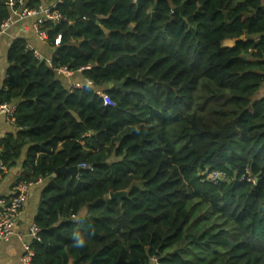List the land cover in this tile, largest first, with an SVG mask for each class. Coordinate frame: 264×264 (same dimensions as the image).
<instances>
[{"label": "trees", "instance_id": "trees-1", "mask_svg": "<svg viewBox=\"0 0 264 264\" xmlns=\"http://www.w3.org/2000/svg\"><path fill=\"white\" fill-rule=\"evenodd\" d=\"M74 1L44 26L52 66L17 40L0 94V159L46 182L32 264H264V0H81L96 22Z\"/></svg>", "mask_w": 264, "mask_h": 264}, {"label": "built area", "instance_id": "built-area-1", "mask_svg": "<svg viewBox=\"0 0 264 264\" xmlns=\"http://www.w3.org/2000/svg\"><path fill=\"white\" fill-rule=\"evenodd\" d=\"M27 1L28 0H0V7L2 5L6 6L12 13L8 19L0 22V36L6 33L18 21H23L28 18H36V21L33 25L35 34L39 41L46 42L48 34L44 29L45 24L48 22L60 24L65 21L63 15L57 11L58 5L62 4L63 0L48 7L45 5V3H42L37 8L28 7ZM41 1L44 2L45 0ZM27 49L34 54L38 61H46L48 65L52 66V60L46 58L38 49L28 44ZM57 74L60 77H72L75 73L68 70L67 68H61L57 70ZM81 88H83V83L81 82H76L69 86L70 91ZM16 111V105L10 106L0 102V114L5 115L9 121L15 122L14 116ZM80 168L92 170V166L86 164L81 165ZM6 172L7 167L0 159V179H2ZM207 179L213 184H218L221 181H224L226 176L221 172L214 171L210 174H207ZM242 179H245V176H243ZM247 180L251 183L257 182V179L252 178L250 175H248ZM42 182V180L35 182L20 181L16 184L12 196L0 199V242H6L16 235L18 220L27 201L28 194L33 187L41 185ZM41 233L42 230L36 224H33L30 227L28 233L29 241L24 244V255L21 259V264H32V243L41 241Z\"/></svg>", "mask_w": 264, "mask_h": 264}, {"label": "crops", "instance_id": "crops-1", "mask_svg": "<svg viewBox=\"0 0 264 264\" xmlns=\"http://www.w3.org/2000/svg\"><path fill=\"white\" fill-rule=\"evenodd\" d=\"M59 1L61 0H45L43 3L48 7ZM35 21L36 18L18 21L0 36V94L6 90V82L9 79V70L12 66L9 53L17 40H25L28 45L38 49L48 59H51L54 53V49L49 47L47 41L41 42L37 38L33 28ZM61 79L66 87L82 81L79 74H74L72 77H61ZM260 92L263 93L262 96L264 97V86ZM17 132L15 122L9 121L5 115L0 114V140L5 139L9 135H16ZM26 152L27 150L24 151L17 165L8 169L2 179H0V199L13 195L14 188L23 173ZM45 186L46 182H42L41 185L35 186L30 190L18 220L16 235L6 242H0V264H21V259L24 255V244L29 241V229L35 223L38 215L41 195Z\"/></svg>", "mask_w": 264, "mask_h": 264}, {"label": "water", "instance_id": "water-1", "mask_svg": "<svg viewBox=\"0 0 264 264\" xmlns=\"http://www.w3.org/2000/svg\"><path fill=\"white\" fill-rule=\"evenodd\" d=\"M75 5H76V14H77V19L78 20H88V21H93L96 22L97 19L94 15L89 13L85 8L84 4L81 0H75ZM55 51V50H54ZM122 85H119V88H121ZM79 173V168L78 167H67L63 166L61 168H58L55 170V176L59 175H66L69 174L73 177H77ZM207 176V174H206ZM128 196L127 192H118V193H111L110 194V199L114 201H118L119 203L122 202L124 198Z\"/></svg>", "mask_w": 264, "mask_h": 264}, {"label": "rangeland", "instance_id": "rangeland-1", "mask_svg": "<svg viewBox=\"0 0 264 264\" xmlns=\"http://www.w3.org/2000/svg\"><path fill=\"white\" fill-rule=\"evenodd\" d=\"M262 95H263V93H262V92H260V94H259L258 98H261V97H263Z\"/></svg>", "mask_w": 264, "mask_h": 264}, {"label": "clouds", "instance_id": "clouds-1", "mask_svg": "<svg viewBox=\"0 0 264 264\" xmlns=\"http://www.w3.org/2000/svg\"><path fill=\"white\" fill-rule=\"evenodd\" d=\"M83 241H79L78 244H81L82 245Z\"/></svg>", "mask_w": 264, "mask_h": 264}]
</instances>
